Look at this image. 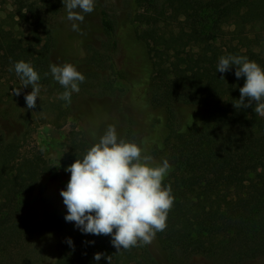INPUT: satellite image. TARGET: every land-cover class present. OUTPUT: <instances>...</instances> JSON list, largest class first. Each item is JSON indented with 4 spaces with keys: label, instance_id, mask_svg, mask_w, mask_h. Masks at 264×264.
Wrapping results in <instances>:
<instances>
[{
    "label": "trees",
    "instance_id": "obj_1",
    "mask_svg": "<svg viewBox=\"0 0 264 264\" xmlns=\"http://www.w3.org/2000/svg\"><path fill=\"white\" fill-rule=\"evenodd\" d=\"M66 11L64 0H15L13 9L0 15V102L12 99L16 86L31 92V86L21 87L14 70L22 60L38 72L39 95L57 108L59 118L76 117L72 101L57 96L65 89L50 71L51 51L60 35L68 32L60 21ZM99 16L112 54L118 44L113 22L103 9ZM258 21H264V0H132L125 30L133 54L137 43L146 60L137 71L143 93L135 99L141 109L132 105L148 114V129L158 126V121L148 123L152 110L165 116L159 141H152L146 129L141 147L143 154L167 160L171 166L163 181L174 196L167 227L150 244L138 242L118 252L111 236L80 231L70 237L74 248L58 245L49 264H109L103 257L95 261L97 252L111 256L110 264H167L178 250L224 255V264H257L258 258H264V116L255 113V106L253 110L234 107L245 82L243 76L235 77V66L225 73L217 71L219 58L229 55L245 56L264 69V41L258 49L257 40L248 35V28ZM74 23L87 32V25ZM82 33L73 30L69 35L77 41ZM73 39L60 40L70 53L79 46ZM110 71L120 74L111 58ZM182 105L200 112L175 126L174 112ZM71 143L76 145L74 140ZM20 147L0 130L3 241L26 228L39 230L43 213L38 208L32 209L34 213L29 210L56 174L40 149ZM23 211L10 224L3 221ZM61 226L58 218L50 219L47 232L56 236Z\"/></svg>",
    "mask_w": 264,
    "mask_h": 264
},
{
    "label": "rangeland",
    "instance_id": "obj_2",
    "mask_svg": "<svg viewBox=\"0 0 264 264\" xmlns=\"http://www.w3.org/2000/svg\"><path fill=\"white\" fill-rule=\"evenodd\" d=\"M1 1L0 15L4 17L13 9L15 0ZM131 5L132 0H95L94 11L84 14L85 18L82 22L87 25L88 34L80 30L79 32L84 33L80 36L81 39L76 38L77 41L69 35V32L73 31L72 23L77 21H69L67 11L60 17L61 27L68 32L64 31L63 36L60 35L61 39L52 49L50 57L56 65L71 63L85 76L84 82L79 84V92H73L71 95L72 104L70 105L76 117L68 115L63 117L64 119L59 118L57 108L42 99L40 95L36 100V107L28 109L24 97L29 92L22 88H20L19 96L14 95L9 101L0 102V130L4 136L18 141L23 151L33 147L40 149L45 159L56 169L55 176L43 187L29 210L30 213H34L32 209L38 208L39 213H43L42 216L39 214L38 218L43 222L42 226L37 228L39 229L37 232L32 228H26L25 232L9 236L10 241H7V238L3 241L2 238L0 264H49L54 260L55 248L64 243L68 244L66 238L80 232L74 222H66L64 219L67 209L59 193L66 188L70 178V173L65 169L75 159H82L87 150L94 143L99 142L109 125L115 127L118 139L126 142H135L141 146L142 140L147 137L146 115L148 114L139 110V107L141 109L140 101L135 99V96L143 93L142 85H139L140 75L137 74L138 64L140 65L141 62V66H145L146 60L137 43L135 44L137 54H133V49H130L128 42L129 33L125 30V21L127 14L131 11ZM99 9L107 12L115 28L118 44L112 54L109 50V38L101 25ZM248 29L249 37L257 40V48L260 49L264 41V21H258L251 29ZM62 39L65 41L73 39V42H78L79 46L70 53L62 47L60 42ZM84 56L87 58L83 59ZM110 58L120 74L110 71ZM134 86H139L140 92L137 90L140 88L134 89ZM57 96H60L59 93ZM132 103L139 107L135 108ZM175 110L173 122L175 126L179 121L188 122L200 112L199 109L185 105L178 106ZM148 117L150 120L148 123L158 121L155 129L147 130L150 139L157 142L160 138V124H164L162 120L165 116L155 109ZM72 140L76 145L71 143ZM154 162L162 163L156 160ZM25 213L26 211H23L3 221L10 224L14 218L19 219ZM55 218L62 223L58 230L59 234L56 236L47 232L50 219ZM40 229H43V232H40ZM39 233L42 234L39 235ZM169 258L171 260L167 264H211L213 262L224 264L225 256L212 257L203 253L178 250ZM256 263L264 264V258H258Z\"/></svg>",
    "mask_w": 264,
    "mask_h": 264
},
{
    "label": "clouds",
    "instance_id": "obj_3",
    "mask_svg": "<svg viewBox=\"0 0 264 264\" xmlns=\"http://www.w3.org/2000/svg\"><path fill=\"white\" fill-rule=\"evenodd\" d=\"M64 6L69 21L82 23L84 14L94 11L95 0H64ZM71 27L80 31L77 23ZM232 66L236 78H245L234 107L253 110L255 106V113L264 116V69L245 56L229 55L219 58L217 71L225 73ZM14 70L22 81L21 87L31 86L24 98L28 109L35 108L40 93L38 72L22 60L14 64ZM50 71L65 89L60 99L70 103L72 93L79 92L85 76L71 63L52 64ZM20 94V88L13 89V95ZM143 153L144 149L135 142L118 139L115 127L109 125L99 142L65 169L70 178L59 193L67 209L65 221L74 222L83 234L111 236L117 252L137 246L138 242L150 244L157 232L166 229L174 196L171 186L163 185L171 167L169 162L155 163L152 156ZM66 242L74 248L71 238H66ZM102 257L110 264L111 256L102 252L93 258L99 261Z\"/></svg>",
    "mask_w": 264,
    "mask_h": 264
}]
</instances>
